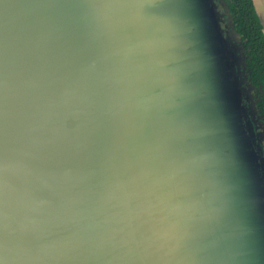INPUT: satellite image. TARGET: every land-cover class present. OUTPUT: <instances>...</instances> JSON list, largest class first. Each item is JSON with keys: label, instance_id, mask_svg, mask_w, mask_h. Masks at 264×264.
Instances as JSON below:
<instances>
[{"label": "water", "instance_id": "95a60500", "mask_svg": "<svg viewBox=\"0 0 264 264\" xmlns=\"http://www.w3.org/2000/svg\"><path fill=\"white\" fill-rule=\"evenodd\" d=\"M217 1L0 0V264H264Z\"/></svg>", "mask_w": 264, "mask_h": 264}, {"label": "trees", "instance_id": "16d2710c", "mask_svg": "<svg viewBox=\"0 0 264 264\" xmlns=\"http://www.w3.org/2000/svg\"><path fill=\"white\" fill-rule=\"evenodd\" d=\"M229 29L234 33L241 70L251 88L255 120L264 144V37L251 0H221ZM264 149V148H263Z\"/></svg>", "mask_w": 264, "mask_h": 264}, {"label": "rangeland", "instance_id": "374dc122", "mask_svg": "<svg viewBox=\"0 0 264 264\" xmlns=\"http://www.w3.org/2000/svg\"><path fill=\"white\" fill-rule=\"evenodd\" d=\"M217 10H218V14L220 13L222 15V13H224L223 11V8H222V5L217 1ZM221 25H220V28L223 30L224 34L227 33V38L230 39L232 38L230 41L233 42V35L231 36L230 32L229 31V23H228V20L224 19L223 17L221 18ZM240 81H241V87H242V90H243V94H244V100L247 104V108L250 109V110H253L254 108V104L252 106V93L250 92L251 91V88L250 86L247 84V82L244 80L243 76L240 75ZM258 124V123H257ZM258 126V125H257ZM258 133H260V127L259 129H257ZM262 143V148H264V144L263 142L261 141Z\"/></svg>", "mask_w": 264, "mask_h": 264}, {"label": "crops", "instance_id": "0c3cea01", "mask_svg": "<svg viewBox=\"0 0 264 264\" xmlns=\"http://www.w3.org/2000/svg\"><path fill=\"white\" fill-rule=\"evenodd\" d=\"M255 9L260 19V24L262 26V33L264 35V0H255L254 2Z\"/></svg>", "mask_w": 264, "mask_h": 264}, {"label": "flooded vegetation", "instance_id": "af4514ba", "mask_svg": "<svg viewBox=\"0 0 264 264\" xmlns=\"http://www.w3.org/2000/svg\"><path fill=\"white\" fill-rule=\"evenodd\" d=\"M258 18V17H257ZM261 31H262V26H261ZM263 34V33H262ZM263 37H264V35H263Z\"/></svg>", "mask_w": 264, "mask_h": 264}]
</instances>
